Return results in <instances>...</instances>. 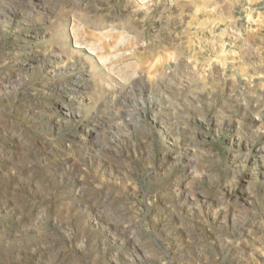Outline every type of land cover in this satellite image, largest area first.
<instances>
[{
    "label": "rangeland",
    "instance_id": "1",
    "mask_svg": "<svg viewBox=\"0 0 264 264\" xmlns=\"http://www.w3.org/2000/svg\"><path fill=\"white\" fill-rule=\"evenodd\" d=\"M167 8L0 0V264H264V83Z\"/></svg>",
    "mask_w": 264,
    "mask_h": 264
},
{
    "label": "crops",
    "instance_id": "2",
    "mask_svg": "<svg viewBox=\"0 0 264 264\" xmlns=\"http://www.w3.org/2000/svg\"><path fill=\"white\" fill-rule=\"evenodd\" d=\"M177 4L167 8L172 20L167 31L187 60L212 61L227 76L249 85L254 80L264 83V0Z\"/></svg>",
    "mask_w": 264,
    "mask_h": 264
},
{
    "label": "built area",
    "instance_id": "3",
    "mask_svg": "<svg viewBox=\"0 0 264 264\" xmlns=\"http://www.w3.org/2000/svg\"><path fill=\"white\" fill-rule=\"evenodd\" d=\"M159 1H162L164 4L168 5L169 7H173L174 5L181 2L182 0H158V2Z\"/></svg>",
    "mask_w": 264,
    "mask_h": 264
}]
</instances>
